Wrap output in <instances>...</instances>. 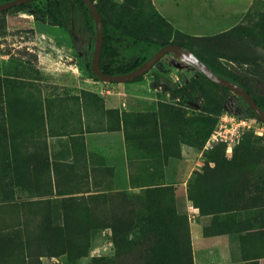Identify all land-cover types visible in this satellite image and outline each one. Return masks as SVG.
Listing matches in <instances>:
<instances>
[{
	"label": "rangeland",
	"instance_id": "obj_1",
	"mask_svg": "<svg viewBox=\"0 0 264 264\" xmlns=\"http://www.w3.org/2000/svg\"><path fill=\"white\" fill-rule=\"evenodd\" d=\"M94 1L109 21L138 36L198 38L185 41L264 99V9L211 38L175 31L149 0ZM75 6L68 27L50 19L47 0L0 10V264H195L192 212L182 199L179 210L174 180L164 184L169 154L181 156L189 204L217 212L203 232L225 228L239 237L244 264H264V121L231 89L218 90L221 107L202 108L196 68L170 50L143 77L161 72L192 100L170 92L123 112L131 187L113 186L110 167L87 165L75 133L84 123L117 125L118 113L105 110L100 95L122 82L93 73L95 35L89 13ZM225 112L252 122L230 152L221 141L206 144ZM189 163L196 166L188 170ZM170 174L178 178L177 163Z\"/></svg>",
	"mask_w": 264,
	"mask_h": 264
},
{
	"label": "crops",
	"instance_id": "obj_2",
	"mask_svg": "<svg viewBox=\"0 0 264 264\" xmlns=\"http://www.w3.org/2000/svg\"><path fill=\"white\" fill-rule=\"evenodd\" d=\"M155 8L167 18L175 27L189 34L215 35L225 32L243 21L244 14L253 0H151ZM116 90H102L103 106L109 112H117V125L103 128H87L84 123L80 134L83 140L85 162L88 166L101 165L110 167L113 172L112 185L117 188L131 187V161L128 157L126 131L123 122L124 111H139L147 105L157 104L160 98L168 96L170 91L161 85L153 83V75H145L143 78L116 83ZM100 94V90H99ZM55 137V135H51ZM181 148V146H180ZM71 155L74 158V147H71ZM49 153L52 154V148ZM101 162L95 163L96 160ZM178 164V178L173 179L170 171ZM188 170L196 164L189 163ZM211 164V167H214ZM164 184H170V180L177 185L179 190V210L181 211V199L183 210L192 212V245L195 264H244L245 260L237 256L239 237L225 228H219L218 232L206 235V224H210L214 211L202 212L198 205L189 204L191 201L186 196V187L181 189V156H168L163 163ZM199 169V168H198ZM186 172L183 183L188 180ZM186 196V197H185ZM185 201H188L185 203ZM220 213V212H218ZM197 225V227H196ZM200 227V231L197 229ZM200 235L199 238L197 236Z\"/></svg>",
	"mask_w": 264,
	"mask_h": 264
},
{
	"label": "trees",
	"instance_id": "obj_3",
	"mask_svg": "<svg viewBox=\"0 0 264 264\" xmlns=\"http://www.w3.org/2000/svg\"><path fill=\"white\" fill-rule=\"evenodd\" d=\"M5 1H9V0H0V3L5 2ZM47 1H48V12L47 13L50 19L55 24L60 25L62 27H68L71 21V15L73 12V8L76 7L75 3H78V5L83 9L84 12L89 13V19L91 22L89 24L87 23V25L88 27H90V29L93 31L94 35L96 36L95 21L93 19V16H92V13L89 7L84 2V0H47ZM149 1H150L153 11L157 14V16L160 17V19L165 24L173 28L174 25L155 8L151 0ZM26 2H23V3H26ZM97 7L99 8L101 15H102V19H103L104 36H103L102 49L100 53V68L104 72L118 74V73H126L129 71H132L136 69L137 67H139L141 64H143L146 60H148L164 44H166L167 42H175L180 45L189 47L201 59L206 61L213 68V70L219 75L225 76L241 84L254 97V99L260 105V107L264 109V99L253 95L251 86L249 85L248 82H246L244 79L236 75H232L222 70L220 67L212 63L210 60L202 56L198 51H196L191 46H189L188 42L185 41V40H189V41L191 40L194 43L195 41L198 40V38L193 39L191 36L187 34H183V33H181V36H175L174 37L175 40H165V39L156 40V39H151L148 37H141V36L134 34L129 29L120 28L116 26L114 23H112L106 18L103 10L98 5ZM258 9H264V3L261 0H253L249 8L247 9L246 13L244 14V17H246L247 15H250L254 11L256 12ZM175 28H176L175 29L176 31L178 28L177 27ZM228 32L218 33L215 35H211L210 37L211 38L218 37ZM95 36L93 40L92 51H91L90 58H89L90 65H91V60H92V52L94 48ZM159 63H160V59L156 62V64H159ZM91 69L93 73L95 74L92 66H91ZM196 72L198 75V82H199L197 86L201 90L200 95L204 100V102L201 104V107L205 109L211 108V107H218V108L221 107L223 102L220 100L218 90H229L230 88L224 85H220L208 79L197 69H196ZM142 77L143 75H139L138 77H135L131 80L142 78ZM153 83L157 85H161L164 89L169 90L173 96H177L180 100L181 98L184 100H188V101L192 100L191 97L189 96V92H187L184 87L178 85L170 77H168L167 75L161 72L154 73ZM246 104L248 105L247 102ZM249 110H250L251 115L254 118H259L258 115L252 109L249 108ZM153 190H156V188H152V187L147 188V192H151ZM167 212L168 214H172L174 216L173 208H170Z\"/></svg>",
	"mask_w": 264,
	"mask_h": 264
},
{
	"label": "water",
	"instance_id": "obj_4",
	"mask_svg": "<svg viewBox=\"0 0 264 264\" xmlns=\"http://www.w3.org/2000/svg\"><path fill=\"white\" fill-rule=\"evenodd\" d=\"M29 0H9L0 3V10L7 9L14 5L26 2ZM84 2L89 7L93 19L96 25V36L94 42V48L92 52L91 66L95 74L104 81H116V82H125L130 81L131 79L138 77L139 75H144L148 70L153 67L156 62L162 58L170 50L176 51V53L191 63L198 71H200L208 79L224 85L231 90H233L238 96L243 98L249 105V108L252 109L259 117L260 120L264 121V109L256 102L254 97L239 83L216 73L213 68L203 59H201L194 51L189 47L180 45L175 42H167L160 49H158L148 60L141 64L136 69L126 72V73H107L100 68V53L103 44V19L99 8L94 0H84Z\"/></svg>",
	"mask_w": 264,
	"mask_h": 264
},
{
	"label": "built area",
	"instance_id": "obj_5",
	"mask_svg": "<svg viewBox=\"0 0 264 264\" xmlns=\"http://www.w3.org/2000/svg\"><path fill=\"white\" fill-rule=\"evenodd\" d=\"M252 122L249 118L235 117L230 113H222L221 119L218 123V128L210 133L206 144L212 146L214 142L221 141L226 146V151H232L236 141L243 134L245 128H249ZM257 133H262L261 130L256 129Z\"/></svg>",
	"mask_w": 264,
	"mask_h": 264
}]
</instances>
